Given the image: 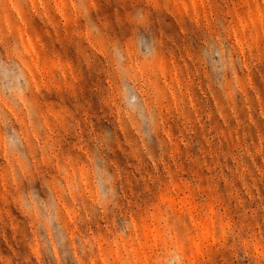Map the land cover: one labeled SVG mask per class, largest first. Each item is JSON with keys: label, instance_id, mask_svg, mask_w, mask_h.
Returning <instances> with one entry per match:
<instances>
[{"label": "rangeland", "instance_id": "obj_1", "mask_svg": "<svg viewBox=\"0 0 264 264\" xmlns=\"http://www.w3.org/2000/svg\"><path fill=\"white\" fill-rule=\"evenodd\" d=\"M0 264H264V0H0Z\"/></svg>", "mask_w": 264, "mask_h": 264}]
</instances>
